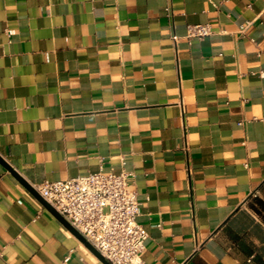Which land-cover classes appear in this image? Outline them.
I'll use <instances>...</instances> for the list:
<instances>
[{
	"label": "crops",
	"instance_id": "1",
	"mask_svg": "<svg viewBox=\"0 0 264 264\" xmlns=\"http://www.w3.org/2000/svg\"><path fill=\"white\" fill-rule=\"evenodd\" d=\"M0 157L30 185L124 159L143 264H264L247 204L264 185V0H0ZM0 264L103 263L0 163Z\"/></svg>",
	"mask_w": 264,
	"mask_h": 264
},
{
	"label": "built area",
	"instance_id": "2",
	"mask_svg": "<svg viewBox=\"0 0 264 264\" xmlns=\"http://www.w3.org/2000/svg\"><path fill=\"white\" fill-rule=\"evenodd\" d=\"M212 32L209 22L187 24L183 37L190 42ZM178 38L171 34L174 43ZM132 176L122 159L117 173L99 169L32 186L110 264H143L147 232L137 222L140 202L128 186Z\"/></svg>",
	"mask_w": 264,
	"mask_h": 264
},
{
	"label": "water",
	"instance_id": "3",
	"mask_svg": "<svg viewBox=\"0 0 264 264\" xmlns=\"http://www.w3.org/2000/svg\"><path fill=\"white\" fill-rule=\"evenodd\" d=\"M0 163L12 176L47 210L49 211L73 236L81 242L103 264H110L77 230H75L39 193L13 170L1 157Z\"/></svg>",
	"mask_w": 264,
	"mask_h": 264
},
{
	"label": "rangeland",
	"instance_id": "4",
	"mask_svg": "<svg viewBox=\"0 0 264 264\" xmlns=\"http://www.w3.org/2000/svg\"><path fill=\"white\" fill-rule=\"evenodd\" d=\"M253 210L263 216L264 214V185L259 192L249 199L247 203Z\"/></svg>",
	"mask_w": 264,
	"mask_h": 264
},
{
	"label": "trees",
	"instance_id": "5",
	"mask_svg": "<svg viewBox=\"0 0 264 264\" xmlns=\"http://www.w3.org/2000/svg\"><path fill=\"white\" fill-rule=\"evenodd\" d=\"M262 217H263V219H264V214H263V216H262Z\"/></svg>",
	"mask_w": 264,
	"mask_h": 264
}]
</instances>
